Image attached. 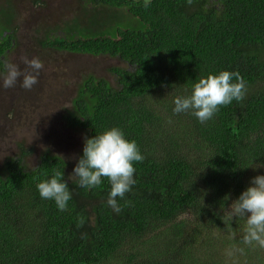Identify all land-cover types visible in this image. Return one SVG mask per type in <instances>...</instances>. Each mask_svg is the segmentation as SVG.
<instances>
[{
  "label": "trees",
  "instance_id": "16d2710c",
  "mask_svg": "<svg viewBox=\"0 0 264 264\" xmlns=\"http://www.w3.org/2000/svg\"><path fill=\"white\" fill-rule=\"evenodd\" d=\"M96 3L97 15L59 23L39 43L120 63L107 68L113 81L82 75L63 109L64 123L83 135L74 160L41 150L29 167L32 150L22 148L2 160L0 264H264V248L243 243L246 218L222 220L251 178L264 175L253 168L264 165V0ZM13 15L0 10V33L11 31L0 36V62L15 42ZM225 70L246 81L242 102L205 123L173 113L176 97ZM113 127L144 156L134 163L132 190L117 198L119 214L107 204V179L92 189L68 179L85 138ZM56 171L72 193L66 211L37 189Z\"/></svg>",
  "mask_w": 264,
  "mask_h": 264
},
{
  "label": "rangeland",
  "instance_id": "374dc122",
  "mask_svg": "<svg viewBox=\"0 0 264 264\" xmlns=\"http://www.w3.org/2000/svg\"><path fill=\"white\" fill-rule=\"evenodd\" d=\"M32 1L0 0V7L14 11L15 42L4 61L24 69L21 57H36L44 65L31 90L20 87L19 81L13 88L0 86V164L5 157L18 154L20 148L32 150L25 159L29 167L41 150L74 160L83 135L64 123L63 109L69 107L75 84L82 75L90 72L113 81L107 68L120 63L106 55L46 51L39 43L44 40L45 30L73 17L97 15L103 5L91 6L85 0H43L39 4ZM112 10L123 11L115 7Z\"/></svg>",
  "mask_w": 264,
  "mask_h": 264
},
{
  "label": "clouds",
  "instance_id": "9594fccd",
  "mask_svg": "<svg viewBox=\"0 0 264 264\" xmlns=\"http://www.w3.org/2000/svg\"><path fill=\"white\" fill-rule=\"evenodd\" d=\"M192 0H188L191 5ZM96 6V0L89 3ZM150 0H145L144 7H149ZM3 73L0 74V86L13 88L20 82V87L31 90L38 83V76L43 69V62L36 57L29 59L21 57L25 65L21 69L18 64L2 61ZM22 78V79H21ZM247 84L239 72L221 71L219 74H209L194 84L188 96L176 97L174 114L191 113L200 123L211 120L222 106L230 105L234 100L242 102L246 98ZM144 156L135 141L125 138L124 132L113 127L93 138H85L83 155L78 159L73 173L68 179L78 178L82 188H99L104 179L111 185L107 204L119 214L122 211L117 198L123 199L136 183L134 179L135 162H142ZM264 167L257 165L255 168ZM42 199L53 200L60 211H66L72 193L64 180V173L56 171L51 179L37 184ZM126 201L125 206L130 205ZM246 218L243 243L264 248V175L251 178L250 186L244 190L238 199L232 202L222 219L230 226L233 219ZM83 218L78 220L77 227H82ZM86 235V234H85Z\"/></svg>",
  "mask_w": 264,
  "mask_h": 264
},
{
  "label": "flooded vegetation",
  "instance_id": "af4514ba",
  "mask_svg": "<svg viewBox=\"0 0 264 264\" xmlns=\"http://www.w3.org/2000/svg\"><path fill=\"white\" fill-rule=\"evenodd\" d=\"M1 9H7L6 7L4 8V7H0V10ZM13 21H14V18H13ZM13 21H12V23H13ZM11 31H7V30H5V31H2L1 33H2V35H1V33H0V36H6L7 35V33H10ZM8 53V52H7ZM0 70L1 71H3V63H2V67H0Z\"/></svg>",
  "mask_w": 264,
  "mask_h": 264
}]
</instances>
